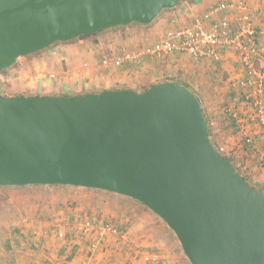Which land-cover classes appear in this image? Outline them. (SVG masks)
Here are the masks:
<instances>
[{"label":"water","instance_id":"water-1","mask_svg":"<svg viewBox=\"0 0 264 264\" xmlns=\"http://www.w3.org/2000/svg\"><path fill=\"white\" fill-rule=\"evenodd\" d=\"M185 0H0V71L55 43L148 25ZM70 186L135 200L190 264H264V191L213 146L186 86L0 95V188Z\"/></svg>","mask_w":264,"mask_h":264},{"label":"crops","instance_id":"crops-1","mask_svg":"<svg viewBox=\"0 0 264 264\" xmlns=\"http://www.w3.org/2000/svg\"><path fill=\"white\" fill-rule=\"evenodd\" d=\"M243 17L255 30L254 44L261 50L257 66L264 72V0H185L162 11L150 26L130 24L106 31L102 35L107 38L99 36L97 43L89 39L64 42L23 57L22 62L18 59L21 66L15 65L11 72L17 74L13 84L18 88L13 89L27 91L11 95L77 96L143 92L163 82L184 85L198 94L216 144L233 150L250 182L264 186V135L254 121V109L245 103L251 89L244 86L248 75L240 53L220 48L217 60L198 62L181 52L161 57L145 53L162 43L168 32L197 21H203L207 29L221 21L238 27ZM135 55L141 56L139 64L122 62ZM117 61L121 64L116 65ZM245 140H249L247 147ZM10 191L0 188V194ZM112 199L126 201L123 196ZM58 210L0 207V264H190L166 224L134 202L77 214Z\"/></svg>","mask_w":264,"mask_h":264},{"label":"built area","instance_id":"built-area-1","mask_svg":"<svg viewBox=\"0 0 264 264\" xmlns=\"http://www.w3.org/2000/svg\"><path fill=\"white\" fill-rule=\"evenodd\" d=\"M221 8L226 7L221 6ZM254 38L255 30L248 17H243L238 27L231 26L227 21H221L207 29L203 21H197L186 28L168 32L162 43L147 49L145 53L161 57L181 52L198 62L205 59L217 60L220 48L238 51L248 75V81L244 86L251 89L245 95V103L254 109V121L260 126L264 135V72L257 66L261 50L255 46ZM130 60L139 64L141 56L126 57L122 62ZM115 64L119 65L121 62L117 61ZM245 141L249 143V140ZM94 248L93 246L91 251H94Z\"/></svg>","mask_w":264,"mask_h":264},{"label":"rangeland","instance_id":"rangeland-1","mask_svg":"<svg viewBox=\"0 0 264 264\" xmlns=\"http://www.w3.org/2000/svg\"><path fill=\"white\" fill-rule=\"evenodd\" d=\"M102 38H107L104 35H101ZM22 59H19V62H22ZM16 67L21 66V64L17 63ZM15 66L6 72L0 73V94H9L8 97H13L11 94H15V92L23 93L24 88L21 89H13L18 88L16 84H13L17 80V74L11 73ZM19 88L20 83L18 82ZM10 89V90H8ZM12 89V90H11ZM3 96V95H2ZM214 138V137H213ZM215 140V138H214ZM219 147V146H218ZM229 157H235L234 151L231 149L222 151ZM241 172L243 174L247 173V170L241 166ZM247 176V174H246ZM248 177V176H247ZM252 185L264 189V186L257 184L256 182H250ZM11 190L10 192H1L0 199L5 198L3 202L0 203V207L2 208H15L18 210L25 209H33V208H55L56 211L64 212L66 214L73 213L77 214L78 212H89L93 207H104L110 209H114L115 205L118 203L119 205L131 206L134 202L139 205L135 200L125 199L123 202H116L112 198H115L114 194H108L104 192H99L94 189H85V188H76V187H56V188H38V187H12L7 188ZM37 191V192H36ZM41 192V194L37 195V193ZM4 194V195H3ZM7 195V196H5ZM125 198V197H124ZM75 209V210H73ZM83 215V214H82Z\"/></svg>","mask_w":264,"mask_h":264},{"label":"trees","instance_id":"trees-1","mask_svg":"<svg viewBox=\"0 0 264 264\" xmlns=\"http://www.w3.org/2000/svg\"><path fill=\"white\" fill-rule=\"evenodd\" d=\"M131 25H138V26H150L151 24H148V25H141V24H136V23H132ZM122 27H125V26H119V27H113V28H109V29H106V30H103V31H100V32H97V33H95V34H92V35H89V36H81V37H79V38H76V39H74V40H72V41H70V42H73V41H76V40H80V39H89V40H94V42L95 43H97L98 41H97V38H99V36H101L102 34H104L106 31H108V30H111V29H117V28H122ZM60 44H63V43H60V42H58V43H55V44H53L52 46H50V47H48V48H46V49H44V50H41V51H38V52H35V53H33V54H30V55H28V56H26V57H31V56H33V55H38V54H42L43 52H46V51H48V50H50L52 47H55V46H57V45H60ZM17 64V61L15 62V64L12 66V67H10V68H8V69H5V70H3V71H0V73H3V72H6L7 70H9V69H11V68H13L15 65ZM192 91V90H191ZM193 93H195L194 91H192ZM89 94H97V93H88V94H78L77 96H85V95H89ZM1 95V94H0ZM195 95H196V93H195ZM53 97H70V96H57V95H52ZM197 97H198V94L196 95ZM24 97H26V96H24ZM31 97H43V96H41V95H35V96H31ZM199 99V98H198ZM200 101V100H199ZM201 103V102H200ZM201 106H202V103H201ZM203 113H204V116H205V119H206V121H207V124H208V127H209V137H210V140H211V142H212V144H213V146L215 147V149L225 158V159H227V160H229L230 162H231V164L233 165V167H234V169L238 172V174L249 184V185H251V186H253V187H255V188H257L258 190H261V191H264V189H260V188H258V187H256V186H254V185H252L251 183H250V180H249V178L246 176V174H243L242 172H241V166L240 165H238V163H237V161H236V159H235V157H229V156H227L225 153H223L222 151V149L220 148V147H218V145L216 144V142H215V140H214V134H213V132H212V129H211V125H210V122H209V120H208V116H207V114H206V112H204V110H203ZM244 145H245V147H247V146H249V144L248 143H246V142H244ZM23 187H26V186H19L18 188H23ZM29 187V186H28ZM31 187V186H30ZM32 187H38V188H56V187H70V186H41V185H36V186H32ZM1 188H12V187H1ZM97 191H99V192H104V193H108V194H110L109 192H105V191H101V190H97ZM112 194V193H111ZM115 195V194H114ZM126 198V197H125ZM127 199H130V198H127ZM132 200V199H131ZM132 201H134V200H132ZM138 203V202H137ZM139 205H141V206H143L142 204H140V203H138ZM143 207H145V206H143ZM146 208V207H145Z\"/></svg>","mask_w":264,"mask_h":264}]
</instances>
